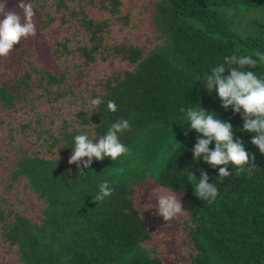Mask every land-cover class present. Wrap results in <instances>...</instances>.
<instances>
[{
  "label": "trees",
  "instance_id": "obj_1",
  "mask_svg": "<svg viewBox=\"0 0 264 264\" xmlns=\"http://www.w3.org/2000/svg\"><path fill=\"white\" fill-rule=\"evenodd\" d=\"M18 2L0 0L23 19ZM25 2L36 35L0 57L2 67L26 57L16 70H0V264H167L151 249L140 207L152 182L187 202L178 250L185 264H264V154L251 143L257 133L242 131L244 109L224 108L216 86L206 87L213 68L230 75L232 55L257 59L246 70L264 78V0ZM41 30L56 70L36 59ZM200 107L232 124L256 166L251 174L248 166L240 176L232 163L213 166L205 153L193 158L207 137L189 128L186 114ZM120 119L131 126L119 134L128 154L93 157L90 168L81 165L85 174L68 163L76 135L98 142ZM222 167L232 174L223 181ZM202 172L218 189L211 203L195 195ZM105 180L112 195L93 201Z\"/></svg>",
  "mask_w": 264,
  "mask_h": 264
},
{
  "label": "clouds",
  "instance_id": "obj_2",
  "mask_svg": "<svg viewBox=\"0 0 264 264\" xmlns=\"http://www.w3.org/2000/svg\"><path fill=\"white\" fill-rule=\"evenodd\" d=\"M17 6L23 11V19L19 13L6 10L5 4L0 3V15L4 17L0 19V57L7 58L22 38L26 39L36 35V26L33 21L35 11L32 4L26 3L25 0H19ZM259 59L264 60V56H260ZM225 63L230 69V75L222 76L225 66H217L212 69L211 75L206 76L208 81L206 87L210 91L213 85L216 86L224 108L234 105L235 112H239L241 107L244 109L245 122L242 131L257 133L251 143L258 146L260 152L264 154V78L258 77L253 71L246 70V68L256 67L258 61L251 56L232 55L225 58ZM232 65H237V67H232ZM90 103L93 107H98L102 100L97 97ZM107 107L109 111H117V105L112 100L107 102ZM180 111L183 112V108ZM186 115L189 128L195 129L207 137V139H200L195 145L193 158L198 161L200 154L205 153L204 160L213 166L232 163L236 168L235 176H240L245 171V166H248L250 154L245 150L243 140H233L232 124L221 121L213 114L206 113L202 107L189 109ZM126 130H131L129 121L120 119L110 126L105 135L100 136L98 142H94L96 135L91 138L87 133L76 135L74 137L75 147L72 148L73 154L68 163H75L80 169L79 173L85 174L81 165L83 168H90L93 157L98 161L103 160L104 157L116 160L128 154L127 146L121 143L119 138V134ZM213 140L216 142L215 148L210 150L208 145ZM84 157L88 159L85 160ZM252 159L255 160L254 155H252ZM255 168V164L248 166L249 174ZM231 175L226 168L219 169L221 181ZM188 180L192 183L196 181L194 174L190 171ZM208 180V174L202 172L201 179L195 184V195L211 203L217 198L218 189L215 185L208 183ZM113 191L114 188L110 187L109 182L105 180L99 185V193L92 197L93 201L102 202L106 197L111 196ZM155 208L158 209V214L163 216L165 221L181 215L184 209L176 194L169 192L159 196Z\"/></svg>",
  "mask_w": 264,
  "mask_h": 264
},
{
  "label": "rangeland",
  "instance_id": "obj_3",
  "mask_svg": "<svg viewBox=\"0 0 264 264\" xmlns=\"http://www.w3.org/2000/svg\"><path fill=\"white\" fill-rule=\"evenodd\" d=\"M44 38L45 33L41 30L38 37V41H41V48L38 52L39 54H36V59L41 65L56 70L54 60L48 57L47 46H45L46 41L43 40ZM18 53L21 55V53L17 52L16 50V54ZM25 58L26 57L21 55L20 60H12L11 62L7 63V68L6 66L2 67L4 64L2 63L0 70H16L17 66H15V63L20 67L21 63H24ZM161 167L162 166H158L153 171L152 176L155 179H158V174ZM165 192L175 193L177 199H180L182 207H184V205L187 203L181 194H179V196L177 192L159 186L154 182L146 184L145 189L143 191L141 190L140 207L153 229V237L150 240L154 243V245L151 247V249L154 252L158 251L161 253L167 264H185L182 260L184 257L183 253L178 254V250L179 248H184V244L182 243L184 241V231L186 221L189 217V212L187 213V211L183 209L181 215H178L169 221H165L163 216L158 214V209L155 208L157 206L159 196Z\"/></svg>",
  "mask_w": 264,
  "mask_h": 264
}]
</instances>
